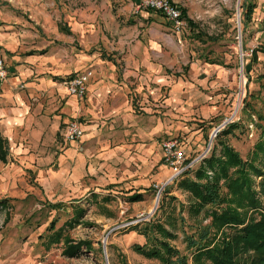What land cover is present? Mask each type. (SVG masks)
I'll return each instance as SVG.
<instances>
[{
  "label": "rangeland",
  "instance_id": "1",
  "mask_svg": "<svg viewBox=\"0 0 264 264\" xmlns=\"http://www.w3.org/2000/svg\"><path fill=\"white\" fill-rule=\"evenodd\" d=\"M103 1L0 0V60L7 77L12 60L17 65L25 60L23 65L33 72L28 80L37 83L42 79L63 80L83 71L77 56L85 46L86 30L94 45L98 37L106 36L108 43L118 37L111 33L107 16L111 8L101 4ZM174 1L190 12L193 30L185 25L180 33L172 32L178 37L160 39V56L154 57L158 68L138 70L135 83L131 80L127 87L117 86L119 97L114 94L111 104L118 115L111 109L105 111L103 103L97 106L95 102L91 109L99 127L113 125L121 116L129 115L133 128L127 134L134 138V144L145 148L150 144L152 150L148 154L132 149L131 155H144L135 164L131 162L126 168L121 162L97 165L94 173H83L73 183L39 177L32 170L10 181H0V199L7 200V208L0 210V264H160L131 249L145 241L130 228L149 222H158L168 230L174 236L167 240L169 246L186 257V264H195L186 238L209 224L205 211L210 207L197 215L190 213L193 200L177 188L183 175L168 181L171 172L162 160V143L179 142L185 162L201 154L207 158L212 148L218 154V140L242 160L248 159L258 135L255 123L262 122L254 112L264 120V57L260 53L255 61L250 57V50L264 46V0H245L255 8L244 29L240 17L243 0ZM58 25L68 27L70 34L60 32ZM76 26L82 30L72 33ZM206 37L212 39L207 41ZM29 51L44 53L24 58ZM44 90L31 101L38 103ZM246 92L252 96L245 97ZM75 103L67 122L74 119L83 128V100ZM236 121L242 124L241 130L219 136L226 124ZM201 159L193 164L191 174ZM258 165L264 174V162ZM49 169H56L54 161L43 167L42 174ZM252 180L251 190L264 209L260 178ZM159 187L162 189L158 192ZM133 194H141V201L128 202ZM58 203L59 207H52ZM75 209L82 214L69 228L66 222ZM60 227L63 231L59 241L48 242L49 235ZM65 237L71 244L86 242L87 249L82 246L76 255L66 257L62 254Z\"/></svg>",
  "mask_w": 264,
  "mask_h": 264
},
{
  "label": "crops",
  "instance_id": "2",
  "mask_svg": "<svg viewBox=\"0 0 264 264\" xmlns=\"http://www.w3.org/2000/svg\"><path fill=\"white\" fill-rule=\"evenodd\" d=\"M169 1L181 6L174 0ZM132 2L135 0L101 2L111 8L107 16L111 33L118 36L115 41L108 43L105 36L98 37L95 45L91 44L92 35L86 30L85 46L77 57L80 58L78 64L85 68L83 71L91 72V78L81 99L84 105L80 109L85 123L83 135L77 142L63 144L61 140L64 126L75 111L76 99L66 94L59 85L60 81H52V78L42 79L39 83L28 80L33 72L31 67L23 65L27 63L25 60H22V65L12 60L11 73L7 77L8 71L2 61L6 77L0 80V139L4 151V159L0 160V181H10L35 171L39 177L45 175L58 183H73L83 173H94L97 165L121 162L126 168L131 162L135 164L144 155H131L132 149L146 150L148 154L152 150L150 144L147 148L143 144H134V138L127 134L132 133L133 128L129 125L132 119L129 115L116 120L117 124L121 123L120 126L114 121L113 125L99 127L91 110L95 102L97 106L103 103L105 111L111 109V113L118 115L111 104L116 96L114 94L118 95L117 86L127 87L131 80L135 83L138 70H156L158 65L154 63V57L160 56L159 40L168 36L173 39L178 37L158 13L132 15ZM186 16L193 22L190 12L187 11ZM57 29L66 36L71 32L65 26L58 25ZM81 30L76 26L72 33ZM26 57L29 56L24 55ZM42 89H45L43 98L33 103L31 98ZM104 101H109L110 106ZM52 161L56 169L42 174L43 167Z\"/></svg>",
  "mask_w": 264,
  "mask_h": 264
},
{
  "label": "trees",
  "instance_id": "3",
  "mask_svg": "<svg viewBox=\"0 0 264 264\" xmlns=\"http://www.w3.org/2000/svg\"><path fill=\"white\" fill-rule=\"evenodd\" d=\"M172 5L179 10L188 29L193 30L195 26L186 16V10L175 4ZM254 8V4L243 0L240 6L243 29L250 22ZM205 39L210 41L212 38ZM43 53V51H29L24 55ZM257 53L264 57L263 45L251 50L252 61H255ZM248 96L252 95L246 92L245 97ZM254 114L256 119L262 122L255 123L258 130L257 140L247 160H242L237 152L218 140L216 142L220 147L218 154L212 148L209 156L201 159L192 174L191 171L185 172L177 183V188L186 192L193 200L189 207L190 213L197 215L205 207H210L205 211L206 216L209 217V224L198 227L192 236L186 238V247L190 250L191 261L195 264H200L202 261L209 264H264V209L260 208L259 200L251 190L252 178L259 177V187L264 191V174L258 165L264 162V120L261 115H257L256 112ZM242 128L239 121L228 123L220 131L219 136L230 135L235 129ZM3 159L4 151L0 139V160ZM127 200L131 203L139 202L141 194H133ZM56 206L59 207L60 204L52 207ZM5 208H7V200L1 199L0 210ZM81 212L80 209L74 210V215L66 222L69 228L77 224ZM62 231L63 228L60 227L52 232L48 242L59 241ZM130 231L136 232L145 241L143 245H132L131 249L134 253L146 259H154L160 264H186V257L179 256L178 251L167 243V240L174 236L158 222L142 225L137 223L130 228ZM63 242L65 248L62 254L66 257L76 255L82 246L87 249V243L84 241L71 244V241L65 237Z\"/></svg>",
  "mask_w": 264,
  "mask_h": 264
},
{
  "label": "built area",
  "instance_id": "4",
  "mask_svg": "<svg viewBox=\"0 0 264 264\" xmlns=\"http://www.w3.org/2000/svg\"><path fill=\"white\" fill-rule=\"evenodd\" d=\"M130 12L132 15H137L142 12H154L160 14L164 20L170 25L174 33H180L185 27V21L181 18L179 10L172 5L168 0H135L132 2ZM239 26L237 18V27ZM251 53V50H250ZM239 55V62H241ZM6 72L3 67V62L0 60V80H4ZM91 78L90 71L73 73L66 79L59 82V85L65 90L66 94L76 100H81L84 97L86 86ZM83 135V130L76 120H69L63 129L61 140L63 144H68L78 141ZM179 142L175 140L162 143V160L171 172L168 181L177 179L185 172L190 171L198 160L203 158L201 154L196 160L185 162L184 152L179 148ZM162 189L159 187L158 192Z\"/></svg>",
  "mask_w": 264,
  "mask_h": 264
},
{
  "label": "water",
  "instance_id": "5",
  "mask_svg": "<svg viewBox=\"0 0 264 264\" xmlns=\"http://www.w3.org/2000/svg\"><path fill=\"white\" fill-rule=\"evenodd\" d=\"M240 63V67H241V62H239Z\"/></svg>",
  "mask_w": 264,
  "mask_h": 264
}]
</instances>
